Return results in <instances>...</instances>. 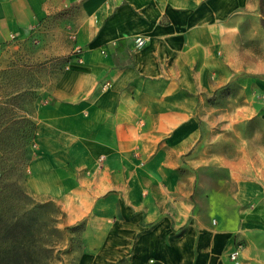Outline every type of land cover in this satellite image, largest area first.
I'll return each mask as SVG.
<instances>
[{
	"label": "crops",
	"instance_id": "0c3cea01",
	"mask_svg": "<svg viewBox=\"0 0 264 264\" xmlns=\"http://www.w3.org/2000/svg\"><path fill=\"white\" fill-rule=\"evenodd\" d=\"M72 6L75 55L35 109L27 184L84 222L78 264H233L242 238L239 264H264L247 238L264 235V195L230 170L245 210L219 218L196 150L218 89L239 91L241 119L258 110L259 0H0V44Z\"/></svg>",
	"mask_w": 264,
	"mask_h": 264
},
{
	"label": "rangeland",
	"instance_id": "374dc122",
	"mask_svg": "<svg viewBox=\"0 0 264 264\" xmlns=\"http://www.w3.org/2000/svg\"><path fill=\"white\" fill-rule=\"evenodd\" d=\"M75 16L76 7L72 6L42 20L29 29L26 36H12L0 44V102L4 97L2 87L5 77L17 66L31 67L34 71L32 78L18 81L21 91L27 87L30 89L26 90L29 94L25 95L22 102L24 110L19 114L34 120L36 107L48 98L75 55ZM254 95L251 104L258 107L257 112L241 119L234 114L242 100L239 91L235 88L215 91L207 99L208 109L200 123L203 127L202 140L196 148L204 165V193L213 191L221 195V199L217 200L219 218L233 222L234 226L245 209L230 199L237 188L231 182L230 170L240 173L241 179L254 181L264 195V95ZM34 146L29 164L36 155ZM28 167L24 177L18 181L22 194L15 193V205L17 211L30 210L31 216L37 219V235L33 240L40 253L34 258L35 264H78L83 251L81 230L84 222L66 225L57 203L29 188ZM201 202L208 205V201ZM247 238L264 244V235L259 232L253 231ZM246 241L244 238L238 240V249Z\"/></svg>",
	"mask_w": 264,
	"mask_h": 264
},
{
	"label": "trees",
	"instance_id": "16d2710c",
	"mask_svg": "<svg viewBox=\"0 0 264 264\" xmlns=\"http://www.w3.org/2000/svg\"><path fill=\"white\" fill-rule=\"evenodd\" d=\"M264 28V0H259ZM31 67L20 65L5 78L0 102V264H35L40 251L34 244L38 222L30 210L17 211L15 193L21 195L18 181L25 175L35 143L36 122L26 115L22 102L26 90L18 87L22 78L31 79ZM29 92V91H28ZM14 179V180H13ZM83 229V227H82ZM82 231V230H81ZM44 251V250H43ZM127 262L123 259L119 263Z\"/></svg>",
	"mask_w": 264,
	"mask_h": 264
},
{
	"label": "built area",
	"instance_id": "2783aa9c",
	"mask_svg": "<svg viewBox=\"0 0 264 264\" xmlns=\"http://www.w3.org/2000/svg\"><path fill=\"white\" fill-rule=\"evenodd\" d=\"M144 42L145 40L143 38H137L136 46L140 47L144 44ZM239 255H240V250L237 248L229 254V260L233 262V264H239V261H238Z\"/></svg>",
	"mask_w": 264,
	"mask_h": 264
}]
</instances>
